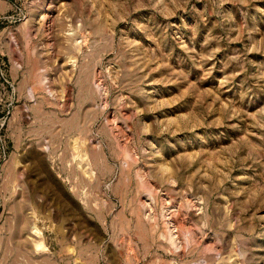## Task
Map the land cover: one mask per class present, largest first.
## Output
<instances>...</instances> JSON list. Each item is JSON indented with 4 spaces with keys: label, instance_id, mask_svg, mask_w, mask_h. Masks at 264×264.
Returning a JSON list of instances; mask_svg holds the SVG:
<instances>
[{
    "label": "rangeland",
    "instance_id": "1",
    "mask_svg": "<svg viewBox=\"0 0 264 264\" xmlns=\"http://www.w3.org/2000/svg\"><path fill=\"white\" fill-rule=\"evenodd\" d=\"M0 264H264V0H0Z\"/></svg>",
    "mask_w": 264,
    "mask_h": 264
}]
</instances>
